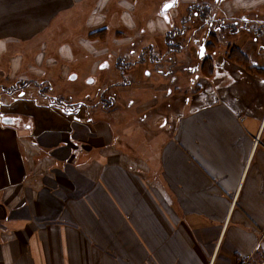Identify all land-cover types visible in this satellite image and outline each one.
Instances as JSON below:
<instances>
[{
    "label": "crops",
    "instance_id": "0c3cea01",
    "mask_svg": "<svg viewBox=\"0 0 264 264\" xmlns=\"http://www.w3.org/2000/svg\"><path fill=\"white\" fill-rule=\"evenodd\" d=\"M197 1L148 7L146 0H0V116L12 119L0 118V264H92L93 255L69 250L77 240L69 218L83 213L87 221L88 214L112 211L110 205L133 214L125 226L138 249L120 260L245 264L264 249V97L254 99L251 89L263 74L251 75L250 68L237 79L239 63L208 54L212 23L228 20L220 8L202 26L184 29L190 18L182 10ZM224 1L233 11L263 0ZM176 36L196 45L199 63L190 72L197 92L183 91L184 103L180 93L165 112L149 113L140 103L135 111L101 110L91 119L89 103L74 99L78 111H68L40 87L53 84V73L61 85L112 79L107 71L116 74L113 89L122 88L123 78L136 85L129 70L140 68L147 53L157 58L144 65L157 68L168 52L156 43L163 39L175 53L185 45ZM109 37H115L110 53ZM217 66L228 70V99L215 84L223 77ZM25 86L39 89L44 104L25 100L19 92ZM112 97L119 99L114 91ZM134 104L132 98L128 107Z\"/></svg>",
    "mask_w": 264,
    "mask_h": 264
},
{
    "label": "rangeland",
    "instance_id": "374dc122",
    "mask_svg": "<svg viewBox=\"0 0 264 264\" xmlns=\"http://www.w3.org/2000/svg\"><path fill=\"white\" fill-rule=\"evenodd\" d=\"M154 1H156V6L161 4L163 0H146V2L150 3L148 7H152ZM220 3V4H219ZM157 7V9H158ZM232 6H228L226 1L222 0H198L196 3H191L187 6V9H183L182 13L185 14L186 18L189 19L188 25L184 27L186 28H192V24L199 25L201 24V18L203 17L204 11L207 9L208 12L212 13V11L215 13L218 11V8L221 9V12H223L224 15L228 17V22L233 26V30L230 27H227L226 31L223 32L226 34V37L223 35L219 36V39L216 38L213 40L211 35L209 37V40H213V43L210 47H208V54L213 55V61H217L219 63L223 62V56H226L227 62L229 61V55L237 56L234 58V60L240 64L239 66L235 67V71L238 72V75H236L237 79H243L244 76L247 74V69L249 70L252 68L253 70H250L251 75L255 74H263V78H256V81L253 82V88L252 93L254 94V99L258 96L261 97V100H263L264 97V61L260 57V54H258V44L252 42V35L248 34L246 31H241L238 34L235 33L236 28L240 27V24H246L244 23L247 21V23L256 22V17L264 20V0L262 3H259L257 5H251L249 8L243 10H233L231 11L230 8ZM196 12L199 13V17H196L194 14ZM214 13V14H215ZM222 14V13H221ZM179 12V17H180ZM249 19V20H245ZM217 22H223L222 20H218ZM226 22V21H225ZM260 23H262L260 21ZM259 23V24H260ZM264 23V21H263ZM176 26L179 27V21L176 24ZM213 28V27H212ZM181 29V30H180ZM178 29L180 32L184 31L183 27ZM177 34V32H174ZM235 33V34H234ZM175 36V35H174ZM114 38L115 37H109V40H107V48L110 50H107L108 53L111 52V48H113L114 44ZM145 38V37H144ZM105 39V38H104ZM143 39V38H142ZM176 42H183L184 47L181 48L178 46L175 51V53H172L167 51V48L170 47L165 45V42L163 39L159 40L156 45L160 46V52L161 54L168 52L166 54V58L161 61V65L154 67V66H148L147 64L144 65V62H148L149 57L153 58L156 57L155 54H146L145 60H142V64H140V68H131L129 71L134 75L132 78V81L136 82V85L132 84L127 86L125 84L124 78L120 82V86L122 88L119 89H113L114 85L111 84L116 80V74L113 75V71H107V74L111 76L112 79H98L97 83L88 82L85 81V77L83 79H76L69 81L66 84H57L58 79L57 73L52 74L51 80L53 81V84L48 85L47 83L44 84L43 81L41 82V89L43 93H46L48 96H54L55 100L59 104H63V107L66 108L68 111L70 109L76 110L77 105H74L76 102L74 99L81 100L80 102H86L89 103V107L91 108V119H98L100 118L101 110H111L113 108H119V109H129L134 110L140 103H147L148 107L152 108L149 109L150 112H154L156 110H163V112L166 111V103H172L174 102L175 98L182 93L183 91H186L191 97V94H195L197 92V88L193 87L191 84V78L194 77V72H190L191 70L194 71V68H196L197 64L199 63L198 60V53L196 52V45L194 42L188 41L186 36L184 37H175ZM215 41V45L214 44ZM180 43V42H179ZM182 44V43H181ZM130 46L125 48H118L120 51V54L122 53H128L127 50H129ZM229 49H233L234 52L230 53ZM245 52L247 54H252V58L256 59V61L259 59L258 65H251V60L248 59L245 55ZM170 53V54H169ZM260 53V52H259ZM87 55V53L85 54ZM167 56H170L167 58ZM157 58V57H156ZM232 58V56L230 57ZM87 61V64L82 62V69H88L90 66L89 61ZM120 61H123L120 59ZM104 64V63H103ZM222 65V64H221ZM123 68L125 67L122 64ZM235 66L233 63H229V65L226 63V67L228 69H231V67ZM110 67V66H109ZM108 67V68H109ZM112 67L117 70L115 67V63H112ZM193 67L191 70L190 68ZM162 70H160V69ZM238 68H241L243 72H241ZM226 69V68H225ZM164 71V72H163ZM126 73V74H130ZM149 73V74H146ZM75 73H73L74 75ZM222 79H219L215 82V84H218L220 90L219 95L223 99L229 98V92L227 87L230 83V79L226 74L222 75ZM130 77V76H129ZM82 78V76H81ZM227 78V79H226ZM135 79V80H134ZM81 80V83H76ZM118 80V79H117ZM41 81V80H40ZM39 81V82H40ZM47 82V81H46ZM154 83V85H147L146 83ZM131 84V83H130ZM161 84V85H159ZM21 85V84H20ZM70 85V86H69ZM141 85V86H139ZM108 86V87H103ZM213 86V85H212ZM211 86V87H212ZM23 87V84H22ZM29 86H25V88L21 89L19 92H22L26 94L25 100L32 102L34 105H42L44 104V98L42 96L38 97L39 89H33L35 91H29L27 88ZM118 87V86H117ZM208 87V86H207ZM206 89V87H204ZM136 89H139L141 93L136 92ZM250 89V91H251ZM117 92L119 95V99L116 101V97H112V92ZM76 92V94H74ZM121 92V93H120ZM120 93V94H119ZM61 95V96H60ZM71 95V96H70ZM188 95L186 93H182L180 96V103H184V98H187ZM257 97V98H258ZM16 98H19L16 96ZM135 101V104L130 108L128 107L130 100ZM161 100L159 103L158 109H153L157 104V100ZM257 100V99H256ZM39 101V102H38ZM8 103L6 102L4 105L7 107H11L12 100H10ZM259 103V102H255ZM261 104V103H260ZM66 105H69V107H66ZM182 104H179L181 106ZM263 105V102L261 106ZM50 103L48 102V105L46 107L50 108ZM70 108V109H68ZM263 108V107H262ZM257 109V108H256ZM186 113L194 111L193 108L187 107L185 109ZM171 112V111H170ZM66 113V111H65ZM9 118V117H8ZM27 124V123H26ZM26 127V125H24ZM165 124L162 126L164 127ZM163 131L160 130V138L162 137ZM264 140V135H263ZM262 140V142H263ZM131 204V203H129ZM108 209L112 210L106 213H91L87 216V221H85V215L83 213L77 214V216L74 218L71 214L72 218H69V220L72 221V223L77 225V240H81L78 242L77 240L73 241L68 245L69 250L73 251L76 249V252H82L86 256L93 255L94 262L92 264H134L132 260L130 261H124L120 260L119 257H122V255L130 254L133 252H136L138 247L135 244L134 239V230L132 228H127L125 225L131 226V218L132 213H117L113 209H115V206H109ZM125 214V216H124ZM69 214H67L68 216ZM128 218H127V217ZM75 243V244H74ZM85 246V247H84ZM47 251L53 250V245L50 246L49 244L46 245ZM1 251V250H0ZM155 251V250H154ZM105 254H109V257L106 258ZM243 264V263H242ZM245 264H264V249H261L257 255H254L249 261H247Z\"/></svg>",
    "mask_w": 264,
    "mask_h": 264
},
{
    "label": "flooded vegetation",
    "instance_id": "af4514ba",
    "mask_svg": "<svg viewBox=\"0 0 264 264\" xmlns=\"http://www.w3.org/2000/svg\"><path fill=\"white\" fill-rule=\"evenodd\" d=\"M198 13V12H197ZM196 13V14H197ZM204 14L205 15H203V17L201 18V21L202 22H200L201 24H200V26H202L204 23H206V22H208L210 19H209V17H210V12H208V10L206 9L205 11H204ZM197 16L199 17V15L197 14ZM244 16V19H245V15H243ZM223 22H217L218 20H216V22L214 21L213 23H212V26H213V28H212V32H211V34H210V36L211 35H213L212 36V38L214 37V38H216V35H217V39H219V36L221 35H223L224 37H226V34H224L223 32H225L227 29V27H230L231 29L233 28V26H231V24H229L230 22H228V20H225V19H221ZM245 20H249V19H245ZM256 22H252V21H250L249 20V22L250 23H247V21H245L244 23H246V24H240V27H237L236 28V31H235V33L236 34H238L239 32H241L242 30L243 31H246L248 34H250V35H252V42H254V43H257L258 44V54H260V57L259 58H262L263 59V61H264V23H263V19H260V18H258V17H256ZM226 21V22H225ZM260 21L262 22V23H260ZM260 23V24H259ZM233 30V29H232ZM234 33V34H235ZM216 34V35H215ZM209 36V37H210ZM211 42H212V39L211 40H209V42H208V46L207 47H209V44H211ZM214 45H215V42H214ZM229 52L230 53H233L234 52V50L233 49H229ZM260 52V53H259ZM245 55H246V57L250 60V59H252L251 60V65H258L259 64V59L256 61V59H253L252 57V54H247V52H245ZM232 56V58H230ZM237 56H233L232 54L231 55H229V58H230V60L232 61V62H236L235 60H234V58H236ZM223 59H225L226 60V56L224 55L223 56ZM237 63V62H236ZM218 67V66H217ZM228 72V70H227V68L225 69V68H219L218 67V75L221 77V75H223V74H226ZM0 118H2V120H3V122H4V118H6V117H3V116H0ZM8 118V117H7ZM10 118V117H9Z\"/></svg>",
    "mask_w": 264,
    "mask_h": 264
},
{
    "label": "water",
    "instance_id": "95a60500",
    "mask_svg": "<svg viewBox=\"0 0 264 264\" xmlns=\"http://www.w3.org/2000/svg\"><path fill=\"white\" fill-rule=\"evenodd\" d=\"M167 5H168V7H164V9H166V10H167L168 8H170V6H171L170 4H167ZM71 78H75V76H71ZM4 122H5V123H11V122H12V119L6 117V118H4Z\"/></svg>",
    "mask_w": 264,
    "mask_h": 264
},
{
    "label": "trees",
    "instance_id": "16d2710c",
    "mask_svg": "<svg viewBox=\"0 0 264 264\" xmlns=\"http://www.w3.org/2000/svg\"><path fill=\"white\" fill-rule=\"evenodd\" d=\"M197 13V12H196ZM198 15H199V13H197ZM195 15V14H194ZM215 38L213 37V40H214ZM213 40H212V42H211V44L213 43ZM215 42V41H214ZM211 44H209V47L211 46ZM214 45V44H213ZM254 108H256V106L254 105ZM259 253V251L258 252H256V254L255 255H257Z\"/></svg>",
    "mask_w": 264,
    "mask_h": 264
},
{
    "label": "snow or ice",
    "instance_id": "6c2138e0",
    "mask_svg": "<svg viewBox=\"0 0 264 264\" xmlns=\"http://www.w3.org/2000/svg\"><path fill=\"white\" fill-rule=\"evenodd\" d=\"M165 7H168V5H165ZM146 74H149V73H146Z\"/></svg>",
    "mask_w": 264,
    "mask_h": 264
}]
</instances>
